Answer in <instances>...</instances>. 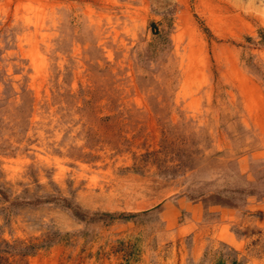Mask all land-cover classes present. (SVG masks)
<instances>
[{
  "label": "rangeland",
  "instance_id": "374dc122",
  "mask_svg": "<svg viewBox=\"0 0 264 264\" xmlns=\"http://www.w3.org/2000/svg\"><path fill=\"white\" fill-rule=\"evenodd\" d=\"M263 29L264 0H0V264H264Z\"/></svg>",
  "mask_w": 264,
  "mask_h": 264
},
{
  "label": "trees",
  "instance_id": "16d2710c",
  "mask_svg": "<svg viewBox=\"0 0 264 264\" xmlns=\"http://www.w3.org/2000/svg\"><path fill=\"white\" fill-rule=\"evenodd\" d=\"M155 32H157V30L155 29ZM260 34H261V37L262 39H264V29L260 31ZM5 194V193H3ZM52 201V200H55L59 203H62L65 207H67L68 209H70L73 213V215L79 219H85L86 216H87V213H85L77 204H74L71 200L67 199V198H52V199H48V200H45V201H41V200H38V204L40 203H47L49 201ZM18 201H15L14 203H16ZM37 203V201H36ZM144 213H147V212H143ZM140 215V213H130V214H127L126 216H129V217H134V216H138Z\"/></svg>",
  "mask_w": 264,
  "mask_h": 264
},
{
  "label": "bare ground",
  "instance_id": "6f19581e",
  "mask_svg": "<svg viewBox=\"0 0 264 264\" xmlns=\"http://www.w3.org/2000/svg\"><path fill=\"white\" fill-rule=\"evenodd\" d=\"M135 196V195H134ZM143 199V198H142ZM137 200V199H136ZM135 202V201H134ZM147 206L146 200L136 201L134 205L130 206L129 209L139 211L144 209Z\"/></svg>",
  "mask_w": 264,
  "mask_h": 264
}]
</instances>
